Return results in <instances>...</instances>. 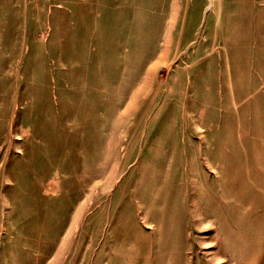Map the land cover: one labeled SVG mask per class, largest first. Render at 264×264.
Listing matches in <instances>:
<instances>
[{
	"label": "rangeland",
	"instance_id": "1",
	"mask_svg": "<svg viewBox=\"0 0 264 264\" xmlns=\"http://www.w3.org/2000/svg\"><path fill=\"white\" fill-rule=\"evenodd\" d=\"M112 260L264 264V0H0V264Z\"/></svg>",
	"mask_w": 264,
	"mask_h": 264
},
{
	"label": "bare ground",
	"instance_id": "2",
	"mask_svg": "<svg viewBox=\"0 0 264 264\" xmlns=\"http://www.w3.org/2000/svg\"><path fill=\"white\" fill-rule=\"evenodd\" d=\"M154 211H155V210H154ZM145 220H147L149 223H151V222L149 221V218H148V217H146ZM130 232H131V231H130ZM132 232H133V231H132ZM128 234H129V233H128ZM133 234H134V233H133ZM130 235H131V234H129V237L131 238ZM130 238H129V239H130ZM136 240H137V239H136ZM143 240H145V238H144ZM123 241H124V240H123ZM131 241H133V240H131ZM134 242H135V240H134ZM138 242H139V240L136 241V244H137ZM140 242H141V240H140ZM132 244H133V243H132ZM133 245H134V247L136 246L135 244H133ZM133 245H132V246H133ZM141 245H142V242H141ZM139 246H140V245H139ZM143 246H144V245H143ZM148 246H149V245H148ZM118 248H119V247H118ZM141 248H143V247H141ZM143 249H144V248H143ZM143 249H142V251H143ZM136 250L138 251V250H140V249H137V248H136ZM129 251H131V250H129ZM129 251H128V252H129ZM142 251L140 250V252H142ZM138 252H139V251H138ZM143 252H144V251H143ZM126 253H127V251H126ZM144 253H145V252H144ZM124 254H125V253H124ZM127 255H128V253H127ZM129 255H130V254H129ZM147 255H149V254H147ZM117 256H118V255H117ZM130 256H131V255H130ZM139 256H141V254H140ZM114 257H115V255H114ZM114 257H113V258H114ZM126 257H127V256H126ZM117 258H118V257H117ZM234 258H235V257H234ZM111 259H112V258H111ZM115 259H116V258H115ZM118 259H119V258H118ZM118 259H117V260H118ZM241 260H243V259H241ZM244 260H245V259H244ZM141 261H142V260H141ZM99 262H100V261H99ZM101 262H102V260H101ZM117 262H118V261H117ZM243 262H244V261H243ZM96 263H97V262H96ZM101 264H102V263H101ZM112 264H116V261H113V260H112ZM120 264H121V263H120ZM151 264H152V263H151ZM262 264H263V263H262Z\"/></svg>",
	"mask_w": 264,
	"mask_h": 264
}]
</instances>
